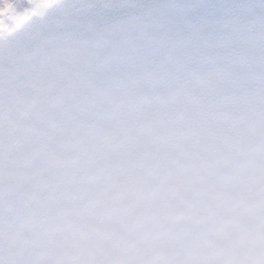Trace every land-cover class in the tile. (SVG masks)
<instances>
[{"label":"clouds","instance_id":"obj_1","mask_svg":"<svg viewBox=\"0 0 264 264\" xmlns=\"http://www.w3.org/2000/svg\"><path fill=\"white\" fill-rule=\"evenodd\" d=\"M0 264H264V0H0Z\"/></svg>","mask_w":264,"mask_h":264}]
</instances>
